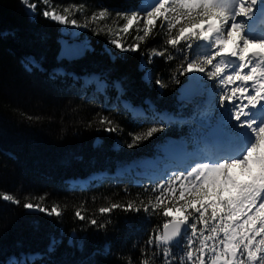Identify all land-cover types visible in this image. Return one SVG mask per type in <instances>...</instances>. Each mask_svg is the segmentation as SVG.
Listing matches in <instances>:
<instances>
[{
    "label": "snow or ice",
    "instance_id": "1",
    "mask_svg": "<svg viewBox=\"0 0 264 264\" xmlns=\"http://www.w3.org/2000/svg\"><path fill=\"white\" fill-rule=\"evenodd\" d=\"M20 2L31 18L60 26L58 63L72 64L94 51L88 38L80 39L90 31L93 36L107 37L103 54L114 60L139 53L142 80L160 90L161 96L170 85L182 89L176 112L161 111L150 99L144 101L145 109L127 98L121 79L107 73L80 75L58 67L48 79L59 91L100 106L91 120L74 124L123 135L124 128L112 115L116 112L140 128L127 133L131 137L128 149L172 126H187L188 133L176 141L165 138L166 154L185 153L189 140L193 146L218 148L210 154H194L181 165L165 162L155 179L134 181L132 186L141 192L133 195L125 185V197L107 198L110 202L99 207L98 214L86 215L81 203L74 211L80 226L71 230L68 246L82 250L86 237H77V232L89 228L106 232L116 212L143 213L149 224L156 216L163 222L147 229L146 239L137 237L127 252H113L106 245L103 255L114 256L120 264H264V0H150L125 9L85 2ZM149 40L154 43L142 51ZM157 58L168 66L167 79L160 72L153 78L155 69L149 66ZM23 66L28 72L45 71L35 57H26ZM48 119L55 120V110ZM67 131L62 127L61 137ZM119 171L123 174L128 168ZM108 175L106 171L93 173L88 183L95 186ZM75 184V180L70 182L72 187ZM48 195L28 192L22 201L18 195L0 192V201L62 222L64 209L58 203L49 207ZM144 221L140 232L145 231ZM61 243L52 239L46 253L0 252V264H37L50 258Z\"/></svg>",
    "mask_w": 264,
    "mask_h": 264
},
{
    "label": "trees",
    "instance_id": "2",
    "mask_svg": "<svg viewBox=\"0 0 264 264\" xmlns=\"http://www.w3.org/2000/svg\"><path fill=\"white\" fill-rule=\"evenodd\" d=\"M141 1L54 0L58 4L85 2L93 7L104 5L119 9L137 5ZM87 33L95 51L88 52L72 64L66 61L58 63V25L43 18H31L20 0H0V192L18 195L22 201L28 192L35 195L48 193L45 203L49 207L58 203L64 209L63 221L57 222L55 218L39 213L30 214L22 207L0 201V252L17 255L46 253L52 239L63 241L50 258L46 257L37 264H120L114 256L103 255L105 246L109 245L113 252H127L137 237L146 239L147 229L161 224L163 218L153 217L149 224L144 221L143 213L136 216L116 212L106 232L91 228L87 232H77V237H86L81 250L68 246L71 230L80 226V222L74 220V211L83 203L86 215L93 212L98 214V208L110 202L107 198L117 200L125 197L122 191L125 185L133 195L141 192V188L132 186L134 181L156 177L149 172L146 176L138 177L133 170L123 175L115 172L128 165L139 164L144 159L157 157L163 149L162 145L167 142L165 138L175 140L188 133L187 126H172L138 147L128 149L127 143L131 142V137L127 133L140 131V128L127 116L116 112L112 114L124 128L123 135L119 136L98 132L95 126L88 129L74 124L73 121L81 119L91 120L100 106L82 102L71 93L59 91L48 79L49 73L58 67L80 75L107 73L112 79H121L127 89V98L145 109L148 108L144 104L146 99H150L161 111L170 113L176 112L180 105L177 99L180 86L170 85L161 96L160 90L142 80L138 67L139 53L125 54L114 60L102 51L107 37L93 36L90 31ZM153 43L149 40L142 45V51ZM26 57H35L45 71H26L23 66ZM149 67L155 69L153 78L155 72L168 78V66L159 58L154 66ZM69 101L72 103L69 104ZM73 107L77 109L75 112L72 111ZM54 110L53 121L48 117ZM184 111L185 114L190 112L188 108ZM29 116L43 119L30 121ZM139 119L136 118L137 121ZM147 126L144 125L145 128ZM62 127L68 129L63 137ZM105 171L109 175L95 182V186L78 183L93 173ZM74 180L76 184L72 187L70 182ZM116 180L120 183L117 184ZM142 221L144 232L138 231Z\"/></svg>",
    "mask_w": 264,
    "mask_h": 264
},
{
    "label": "rangeland",
    "instance_id": "3",
    "mask_svg": "<svg viewBox=\"0 0 264 264\" xmlns=\"http://www.w3.org/2000/svg\"><path fill=\"white\" fill-rule=\"evenodd\" d=\"M142 2H144V3H148V2H150V0H143ZM60 28V26L58 25V29ZM88 31H86L85 33H84V35L83 36H81L80 37V39H84V38H88L89 40H90V42H91V39H90V36L88 35V33H87ZM91 47H92V49H94V47L92 46V42H91ZM103 47V46H102ZM94 51H95V49H94ZM102 51H103V48H102ZM90 52H92V51H90ZM130 55H132V54H134V53H129ZM200 99H202V97H200ZM184 155H185V153H179V154H177V153H168V154H166V152H165V150H164V155L163 156H161V157H159L158 159H147V160H145L144 162H142L141 163V165H143L144 167H148V169H152L153 167L155 168V169H157L158 167L160 168V167H162V164L163 165H165V160H167V158H169V157H175V158H179V157H182V161H180V163L181 164H183V161H184ZM164 162V163H163ZM174 164L175 165H179V162L178 163H175V161H174ZM170 165V164H169ZM162 171H163V168L161 169ZM161 171V172H162ZM161 172H160V174H161ZM154 174V173H153Z\"/></svg>",
    "mask_w": 264,
    "mask_h": 264
},
{
    "label": "water",
    "instance_id": "4",
    "mask_svg": "<svg viewBox=\"0 0 264 264\" xmlns=\"http://www.w3.org/2000/svg\"><path fill=\"white\" fill-rule=\"evenodd\" d=\"M179 97H178V100H179V102H180V100H181V92H182V89H181V87L179 88Z\"/></svg>",
    "mask_w": 264,
    "mask_h": 264
},
{
    "label": "bare ground",
    "instance_id": "5",
    "mask_svg": "<svg viewBox=\"0 0 264 264\" xmlns=\"http://www.w3.org/2000/svg\"><path fill=\"white\" fill-rule=\"evenodd\" d=\"M205 149H206L207 151H209V150H208V149H209L208 147H207V148H205ZM210 153H212V151H211Z\"/></svg>",
    "mask_w": 264,
    "mask_h": 264
}]
</instances>
